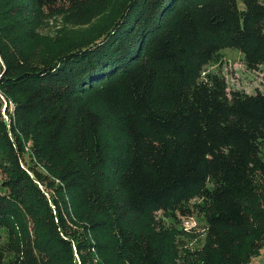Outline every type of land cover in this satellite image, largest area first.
I'll list each match as a JSON object with an SVG mask.
<instances>
[{
    "label": "trees",
    "instance_id": "16d2710c",
    "mask_svg": "<svg viewBox=\"0 0 264 264\" xmlns=\"http://www.w3.org/2000/svg\"><path fill=\"white\" fill-rule=\"evenodd\" d=\"M103 2L0 0V232L20 264L251 263L264 92L229 94L205 69L226 49L264 66V0H121L52 59L26 44L49 18L90 24ZM157 212H197L204 246L181 258Z\"/></svg>",
    "mask_w": 264,
    "mask_h": 264
},
{
    "label": "rangeland",
    "instance_id": "374dc122",
    "mask_svg": "<svg viewBox=\"0 0 264 264\" xmlns=\"http://www.w3.org/2000/svg\"><path fill=\"white\" fill-rule=\"evenodd\" d=\"M104 5V13L95 18L90 24L79 25L76 18L70 15H63L45 20L36 30L27 33L26 44L35 49H40V56L44 60L52 59L61 50L68 48L71 44L79 40L82 36H87L92 32H98L106 23L114 18L119 8L121 0H100ZM103 11V10H102ZM223 57L208 66L206 74H218L224 78L229 94L235 91L247 94H256L258 91L264 92V66L252 71L246 67L244 55L235 49H226L222 52ZM205 76V75H204ZM5 112L2 111V115ZM26 157V164L30 163ZM5 179V175L0 171V184ZM196 203L193 202L192 205ZM153 225L171 231L175 236V241L183 258L185 251L201 249L206 242V224L202 216L197 212L189 219L182 220L166 214L157 212L153 216ZM16 243L13 233L8 229L0 232V253L4 257V264H20L21 257L15 250ZM249 264H264V248L261 254L252 259Z\"/></svg>",
    "mask_w": 264,
    "mask_h": 264
},
{
    "label": "built area",
    "instance_id": "2783aa9c",
    "mask_svg": "<svg viewBox=\"0 0 264 264\" xmlns=\"http://www.w3.org/2000/svg\"><path fill=\"white\" fill-rule=\"evenodd\" d=\"M188 221L192 222L190 219Z\"/></svg>",
    "mask_w": 264,
    "mask_h": 264
}]
</instances>
